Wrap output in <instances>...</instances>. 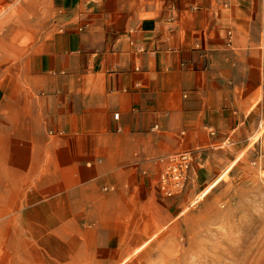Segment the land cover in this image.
<instances>
[{
    "label": "crops",
    "instance_id": "crops-1",
    "mask_svg": "<svg viewBox=\"0 0 264 264\" xmlns=\"http://www.w3.org/2000/svg\"><path fill=\"white\" fill-rule=\"evenodd\" d=\"M251 2L51 0L56 28L31 62L43 85L0 87V144L13 145V159H52L56 136L77 161L80 190L102 183L142 195L143 207L156 158L188 150L197 163L231 133L238 144L257 128L259 116L238 125L237 107L239 88L258 87L243 73V37L259 11ZM18 127L28 138L7 135ZM26 144L36 150L22 153Z\"/></svg>",
    "mask_w": 264,
    "mask_h": 264
},
{
    "label": "rangeland",
    "instance_id": "rangeland-1",
    "mask_svg": "<svg viewBox=\"0 0 264 264\" xmlns=\"http://www.w3.org/2000/svg\"><path fill=\"white\" fill-rule=\"evenodd\" d=\"M251 3L259 11L243 37L251 55L243 73L258 87L237 91L238 125L259 116L250 137L234 144L231 133L197 163L193 157L183 189L171 196L157 185L165 162L156 158L155 192L141 208L142 195L126 190L102 183L80 190L77 161L60 154L56 136L52 159H13V145L1 143L0 264H264V6ZM55 18L51 0H0L1 88L43 85L31 62ZM34 148L20 145L22 153ZM127 200L133 207L115 206Z\"/></svg>",
    "mask_w": 264,
    "mask_h": 264
},
{
    "label": "built area",
    "instance_id": "built-area-1",
    "mask_svg": "<svg viewBox=\"0 0 264 264\" xmlns=\"http://www.w3.org/2000/svg\"><path fill=\"white\" fill-rule=\"evenodd\" d=\"M261 1L264 6V0ZM193 163V156L190 151H182L168 159L158 179V187L163 195L171 196L183 189Z\"/></svg>",
    "mask_w": 264,
    "mask_h": 264
},
{
    "label": "bare ground",
    "instance_id": "bare-ground-1",
    "mask_svg": "<svg viewBox=\"0 0 264 264\" xmlns=\"http://www.w3.org/2000/svg\"><path fill=\"white\" fill-rule=\"evenodd\" d=\"M170 157H166V158H164L163 160H164V162H165V164L167 163V161H168V159H169ZM165 167V166H164ZM164 170V169H163ZM163 172V171H162ZM161 172V173H162ZM157 185H158V183H157ZM15 236V235H14Z\"/></svg>",
    "mask_w": 264,
    "mask_h": 264
}]
</instances>
